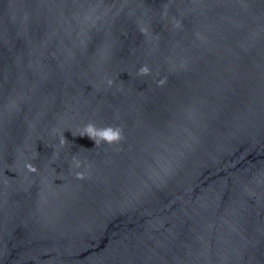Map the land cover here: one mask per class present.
I'll return each instance as SVG.
<instances>
[{"label": "water", "instance_id": "95a60500", "mask_svg": "<svg viewBox=\"0 0 264 264\" xmlns=\"http://www.w3.org/2000/svg\"><path fill=\"white\" fill-rule=\"evenodd\" d=\"M0 264H264V0H0Z\"/></svg>", "mask_w": 264, "mask_h": 264}, {"label": "clouds", "instance_id": "9594fccd", "mask_svg": "<svg viewBox=\"0 0 264 264\" xmlns=\"http://www.w3.org/2000/svg\"><path fill=\"white\" fill-rule=\"evenodd\" d=\"M177 27H180L179 24L176 25ZM152 74L151 68L147 64H143L138 72L136 73L137 76L140 77H146ZM167 82V78L160 79L158 81V87H163ZM106 83L109 88L115 86V80L108 78L106 79ZM123 91V89H120ZM52 136L55 137L59 135V146L60 147H66L68 145V140L64 136V132H60L58 129L53 128L51 132ZM74 136H87L91 138L96 145V148L101 146L102 144H107V145H114V144H119L121 141L125 139L124 136V129L123 127L119 125H106V126H98L94 122H88L85 124L76 134H73ZM52 147L51 145H49ZM39 157V153L36 151L35 154L31 156V158L24 163L23 167L27 172L30 173H35L38 171L36 165L32 162L36 160ZM59 158V151L55 150L53 152V160L51 161L52 164L55 163L56 159ZM51 166V164L49 165ZM72 166L74 169H80L82 167H90V164H88L87 161H82L81 159L78 158V156H73L72 157ZM55 171V169H54ZM75 177L77 179H84L85 178V173L82 171H76L75 172ZM59 179V176H58Z\"/></svg>", "mask_w": 264, "mask_h": 264}]
</instances>
